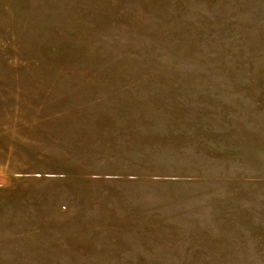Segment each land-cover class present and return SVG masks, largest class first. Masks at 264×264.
<instances>
[{
    "label": "rangeland",
    "instance_id": "obj_1",
    "mask_svg": "<svg viewBox=\"0 0 264 264\" xmlns=\"http://www.w3.org/2000/svg\"><path fill=\"white\" fill-rule=\"evenodd\" d=\"M0 264H264V0H0Z\"/></svg>",
    "mask_w": 264,
    "mask_h": 264
}]
</instances>
